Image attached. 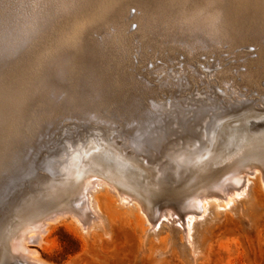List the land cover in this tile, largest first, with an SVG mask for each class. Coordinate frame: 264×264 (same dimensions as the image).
I'll list each match as a JSON object with an SVG mask.
<instances>
[{
	"label": "rangeland",
	"instance_id": "obj_1",
	"mask_svg": "<svg viewBox=\"0 0 264 264\" xmlns=\"http://www.w3.org/2000/svg\"><path fill=\"white\" fill-rule=\"evenodd\" d=\"M201 1L202 0H151L148 4L147 11L146 7L141 4H130L126 9V14L132 19H130L126 26L119 31L112 10L98 13L94 5L91 3L83 4L82 0H0V100L4 99L6 91L8 93L11 91L17 92V90H14V85H12L10 79L14 76V73L17 72L16 70L27 61L32 49L43 40L44 34L50 30V28L52 29V27L57 25L58 21L62 22V33H64V37H80L83 32L87 31L89 38L96 41L105 39L109 43L115 45L121 43L123 38L127 37V46L123 52L125 63L122 67V71L136 84V87L131 91V95L136 101L124 108L116 105H92L86 110H78L72 106L62 105L59 101L62 97L64 98L66 96L68 91L61 84L54 83L52 78L48 79L49 77L47 78V75H43L40 71L38 72L39 76H33L31 81L27 83V86L23 88V91L20 92V95L15 93L14 97H17H15L14 102L16 104L14 103L15 105L13 104L10 109L14 112L15 122L12 121L11 124H9L11 126L3 124L1 132L5 134L3 135L0 133V138L2 137L0 142H5V146L0 144V151L3 150L0 152V190L2 189L0 191V220L8 214L7 209H9V206L18 199L19 195L23 193L25 189L31 188L33 186L32 183L36 184L38 179L42 180L45 175H49L50 170L55 172L53 173L55 178L64 177L63 174L69 165L67 157L76 147L66 142L65 137L67 136L72 139L81 136V138H85L88 129L92 128L93 132L97 134L99 126L100 128L102 127V129L106 128L103 130L105 134L108 132L106 136H110L111 134L115 135L118 131L126 129V133L122 134H125L123 136L124 139H122V141H125L128 133L136 129V135L133 136L135 140L134 143L136 142L137 146H141L139 147L140 149L137 150H149L148 152L150 153L151 151L157 150L159 146H162L171 138V135L166 134L172 129L169 127H176L178 130L177 133L180 132V128L177 126L180 118H193L195 113H200L202 110L206 109L207 112L209 111L206 113L210 117L207 121L212 117H217L219 119L223 118L224 120H217L222 121L225 125L235 120L236 122L241 120L245 112L248 114L247 111L250 113L253 109L263 110L264 92H259L256 87L251 86L248 82H244L242 76V73L245 72L244 59L248 58L254 60L257 58L259 48L257 42L250 40L238 43L232 37L218 38L213 42L201 40H194L193 42V40L190 41L176 37L168 38L165 36H159L148 40L141 33L140 27L143 24V20L141 19L147 21L149 18L153 19L155 16L160 17L162 15L165 17H172L173 23H170L169 26L167 25L166 28L162 24H155L154 30L157 32L168 30L175 34L177 32H183V28L180 26L179 22H177L176 18L179 19L180 13L182 12H191L196 5L202 3ZM192 2H194V4ZM247 2H249V0H232V4L235 8H241L245 6ZM28 7L29 9H27ZM156 7L157 9H155ZM136 17H140V19ZM130 23L132 25H130ZM247 34L248 36L251 35L249 32ZM241 51L246 52V54L240 56ZM142 61H144V63H142ZM222 68H228L232 73V77L219 80L211 75V73L213 74L216 71H220ZM235 82L238 83L236 89H234ZM186 84H191L192 86L186 89ZM240 84L245 88L242 89L243 87H241ZM138 85L139 88L137 87ZM153 85L155 88H153ZM258 86L264 88V76H261L259 79ZM162 94L165 98L169 96V99H165ZM3 95L5 96L3 97ZM139 100H141V102H138ZM204 100L206 102H204ZM207 102L209 104H207ZM192 104L193 106L191 108ZM256 104L259 106H256ZM189 106L190 108H188ZM243 107L247 108L244 109ZM179 109L182 112H180ZM21 110L25 112V116L19 115V112L23 114ZM145 110L148 112L150 119L148 125L141 126L142 113ZM240 110H242L241 113ZM172 120H174V122ZM211 120L216 119L213 118ZM18 121L21 122L19 123ZM170 122L173 123L172 126H169L171 125ZM157 123L159 124L157 125ZM12 124L15 126L13 127L15 129L12 128ZM26 124L28 126H26ZM69 124L72 125L70 126ZM109 128L112 129V133L109 132ZM12 130L13 132L15 130V132L13 133ZM20 132H22L21 135L19 134ZM81 132L82 134H80ZM12 133L15 136H13ZM74 133L75 135H73ZM7 134H10V138ZM11 134L15 138H13ZM5 135H7L8 138H6L7 136ZM16 136L18 137L16 138ZM256 138H254L256 140H252V144L264 142V134ZM3 139L7 141H3ZM14 140L16 142L15 145L12 144L13 146H10V143H13ZM143 144L145 145L144 148H142ZM52 149H55V152ZM22 151L23 153L25 152V155H22ZM58 156L59 158L64 156L63 160L62 158L61 160L58 159ZM260 157L259 161L248 163L249 165H245L246 168L244 166L242 167L243 175L248 174L249 176L247 175L245 178L239 177L237 180L234 179V182H232L234 185L233 187H226L223 190L216 188L217 190L215 189V193L211 194L209 192L210 195L207 191L198 192V196L201 195L205 198H214L215 196L214 199L216 200L217 198V200L214 202L217 203L213 202V204L210 203L208 205L204 203L203 206H206L204 207V211L200 208V203H193V205H196H192V211H189V214L191 213L190 215L195 217L196 220L194 218H189V220L185 222L189 227L184 223V218H186V216L188 217L189 214L187 213L184 215L180 208H177L180 213L174 214L178 217H175L173 221H167L163 215H160L159 217L163 216L166 220V222H162L163 225L158 219L155 220V217L153 218L154 220L152 219V222L155 221L154 223L148 222L146 216L141 213L145 217L144 235L143 233L140 234L139 231L137 233V229L132 230L125 223H119L117 219L109 220V222L106 223L105 229L97 226L90 228V230L86 232L83 226L76 222L73 216L69 219L67 217H60V220L58 219V221L55 222L52 221L48 228V232L43 235L44 240L41 244H34L32 247L38 251L41 259L46 261L47 264H264V180H262L264 179V171H261L264 170L261 168H264V166H262L264 165V157ZM49 158H51V163L48 161ZM57 160L59 161L57 162ZM15 163H17V165ZM251 164L254 166L252 167ZM55 165L57 166L54 167ZM214 166L216 165L214 164ZM60 168L65 171H59L61 170ZM256 168L258 172H256V175H253V171L256 170ZM41 171H44L42 172L44 176L41 175ZM10 172L13 175L10 174ZM99 181L105 183L102 185V189L104 187L105 191L104 189L98 192L96 191V193H94L95 196H99L103 199V203H105L104 201H106L107 198H111L112 195H114L115 199L116 197L119 199L117 192L112 190L114 188L112 184L109 183L108 185V183H106L107 181L104 179ZM10 183L12 185H10ZM108 188L111 189L108 190L110 192L107 191ZM237 190L241 192L238 193ZM9 193L11 194L10 196ZM94 194L92 195L93 199H95ZM204 194L207 196H204ZM222 195L223 197L221 198H224L226 202L220 198ZM234 195L236 197H233ZM4 197L5 199H3ZM170 197H168V199L167 195H164L159 197L161 199L157 198V200L159 203L162 202L161 204H164L166 200H170ZM85 198L87 199V197ZM85 198L83 197L81 202H85ZM162 199L165 200L162 201ZM2 200H5V202ZM220 200L223 203H221ZM220 203L221 206H219ZM103 206H105V204H103ZM193 207H195V209ZM205 208H214L212 210L217 211L211 210L210 212L208 209V212ZM198 210H201V212ZM141 211L145 214L144 210ZM206 212H208L207 215ZM3 213L5 214L3 215ZM63 213L64 212H61V214ZM196 213H198V215ZM181 215L183 217H181ZM122 216L124 220L130 219V217L125 214ZM163 217H161V220ZM176 220H179V222L177 223ZM198 220L200 222H198ZM157 221L161 226H159V223L156 224ZM193 222H197V225L195 226ZM152 224L154 226H152ZM177 224H180V226ZM12 261L13 260L9 263L22 264L21 262L19 263V260L15 261L16 263Z\"/></svg>",
	"mask_w": 264,
	"mask_h": 264
},
{
	"label": "bare ground",
	"instance_id": "obj_2",
	"mask_svg": "<svg viewBox=\"0 0 264 264\" xmlns=\"http://www.w3.org/2000/svg\"><path fill=\"white\" fill-rule=\"evenodd\" d=\"M149 2H151V0H82L83 4L91 3L92 5H94V8L98 13L112 10L119 31H121L126 26L128 21L132 19L129 15L126 14L128 5L141 4L146 7L147 11ZM201 2L202 3L196 5V7L191 12H182L180 13V18H176L177 22H179L180 26L183 28V32H177L175 34L169 32L168 30L163 32H157L156 30H154L155 24H162L166 28L167 25L169 26L170 23H173L172 17L171 19L170 17H165L164 15L160 17L155 16V18L153 19L149 18L147 19V21L141 19L143 20V24L140 27V31L148 40L157 38L159 36H165L168 38L176 37L190 41L193 40V42L194 40L213 42L214 40L223 37H232L238 43L253 40L259 45L257 58L254 60L248 58L244 59L245 72L242 73V76L244 78V82H248L251 86L256 87L257 91L264 92V88L258 86L259 79L261 78V76H264V0H249V2H247V4L241 8H235L232 4V0H202ZM192 3L194 4V2ZM27 9H29V7ZM155 9H157V7ZM136 18L140 19V17ZM58 22L57 25L52 27V29L50 28V30H48L44 34L43 40L32 49L27 61L16 70L17 72H15L14 76H12V78L10 79L12 85H14V90H17V92L11 91L10 93H8L6 91V96L3 95V97L5 96L4 99L0 100V133H2L1 130L3 124L9 125L12 121L15 122L13 114L14 112L10 110L15 103V97H17H14V94L18 93L20 95V92L23 91V88H25L27 86V83L31 81V78L33 76H39V71L43 75H47L46 77H49L48 79L52 78L54 83L61 84L68 91L66 96L64 98L62 97L59 102L62 105L72 106L78 110H86L92 105H116L124 108L125 106H128L129 104H132L136 101L135 98L131 95V91L136 87V84L130 79L129 76H126L122 71V67L125 63L123 52L125 51L127 46V37H124L123 41H120L121 43L116 45L109 43L105 39L101 41L93 40L89 38L87 31L83 32L80 37H64V33H62V22ZM130 25L132 24L130 23ZM248 32L251 34L250 36H248ZM245 54L246 52L241 51L240 56ZM144 61H142V63H144ZM211 75L215 76L219 80L229 79L232 77V73L228 68H222L220 71H216L213 74L211 73ZM191 86V84H186L185 87L186 89H189ZM237 86L238 83L235 82L234 89H236ZM137 87L139 88V85ZM241 87L243 86L241 85ZM153 88H155L154 85ZM244 88L245 87H243L242 89ZM138 102H141V100H139ZM204 102L206 101L204 100ZM207 104L209 103L207 102ZM192 106L193 104L191 105V108ZM256 106L259 105L256 104ZM188 108H190V106ZM262 109L263 110L253 109V111H251L250 113L249 111H247L248 114H246L245 112V115L241 120L238 119L239 121L237 122L235 120L234 122L232 121L231 123H227L225 125L222 123V121H218L221 119L224 120L223 118L219 119L217 117H212L211 119L215 118L216 120H218L216 121L209 119V121H207L208 118H210L207 115L209 111L207 112L206 109H204L202 110V112H200L199 110L200 113H195L193 118L186 119L183 117L179 119V123L177 125L180 128L179 133H177L178 130L176 129V127L173 128V123L170 122L171 125L169 126L172 127L169 128L172 129H170L166 134L171 135V138L168 140L165 138L167 141L162 146H159L157 150L151 151L150 153L148 152L149 150H137L140 149L139 147L141 146H137L136 142L134 143L135 140L133 136L136 135V129H133L130 133H128L125 141H122V139H124L123 136L125 135L122 134L126 133V129L123 131H118L115 135L111 134L110 136H106L108 132L107 134L103 132V130H105L106 128L102 129V127L100 128L99 126L97 134L93 132L92 128L88 129L86 131L85 138H81L82 136L75 139L69 138V136L65 137L66 142H69L72 146L76 147L73 150L71 147L72 152L69 151L71 154L67 157V161L69 162L68 168H66L67 170L65 171L61 168V170H59L65 171V173L63 174L64 177L55 178L53 176V173L55 172L53 170H50V174L45 175L42 180H39L37 178V183H32L33 186L30 185L32 186L31 188H26L25 186V191L23 193L20 192L21 194L19 195L18 199L12 204L10 203L11 206H9V209H7L8 214L0 220V264H8L9 262L11 263V260H13L14 262L19 260V263L21 262L22 264H47L46 261L41 259L38 251L32 246H34V244H41V242L44 240L43 235L48 232V228L52 221H58L60 217H67L69 219L73 216L76 222L81 224L86 232H88L90 228L97 226L105 229L106 223L109 222V220L117 219L119 223H125L132 230L137 229V233L139 231V233L142 234L145 224V217L143 215L146 216L148 222H152V219L155 217L154 219H158L162 224L163 221L166 222L164 217L167 219V221H173L175 217H178L174 215L175 213H180L177 208H180L184 215L187 213L189 214V211H192L193 203L196 202L200 203V208L203 209L202 211H204V207L206 206H203V204H213V202L216 201L217 198L216 200L214 199L215 196L214 198H205L199 194L201 196L200 197L197 194L198 192L207 191L208 194L209 192L212 194L215 193L216 188H218L219 190H223L226 187H233L234 185L232 182H234V179L237 180L239 179V177L245 178V176L248 175H243V166L246 168V166L250 163L259 161L261 158L260 156L264 157V142L253 144L251 143L254 138L261 136V134H264V107H262ZM179 111L182 112L180 109ZM241 111L242 110H240V113ZM19 113V115L25 116L24 111L23 114L21 112ZM149 119L150 117L148 112L146 110L143 111L141 126L148 125ZM172 121L174 122V120ZM18 122L20 123L21 121ZM158 124L159 123H157V125ZM26 126L28 125L26 124ZM13 127L15 126L12 124V128ZM109 129V132L112 133V129ZM24 132L27 131L25 130ZM19 134L21 135L22 132H20ZM80 134H82V132ZM73 135H75V133ZM8 136L6 138H8ZM13 136L15 135L13 134ZM17 137L18 136H16V138ZM0 139L2 140V137ZM5 140L3 139V141ZM15 140L13 141V143H10V146L12 144L15 145ZM0 144L5 146V142H0ZM144 146L145 145L143 144L142 148H144ZM24 153L22 155H25ZM64 156H61L60 158L58 156V159L61 160L62 158L63 160ZM51 158H49L48 161H50ZM58 161L59 160H57V162ZM15 164L17 165V163ZM214 164L216 166H214ZM56 166L57 165H55L54 167ZM251 166L253 167L254 165L251 164ZM261 168L264 169L263 167ZM256 170L253 171V175L257 174L256 172H258V170ZM11 172L10 174H12ZM42 172L44 171L40 172L41 175L44 176V173ZM100 178L106 180L107 182H105L108 183V185L109 183L113 185L114 188L112 190L117 192V196H119V199L118 197H116L115 199L114 195H112L111 198H107L106 201H104L105 203H103V199H101L99 196H95L94 193H96V191H101L102 185L105 184L99 181L101 180ZM33 181L36 182L35 180ZM10 185L12 184L10 183ZM108 190L111 189L108 188L107 191ZM93 194L95 199L92 198ZM10 195L11 194L9 193V196ZM164 195H167V198L171 196L172 200L170 197L171 201L166 200V203L163 202L164 204H161L162 202L159 203L157 198L161 199L159 197ZM14 196L12 197L15 198ZM204 196L207 195L204 194ZM83 197H87V199L85 198V202H81ZM221 197H223V195L220 196V198ZM233 197L236 196L234 195ZM3 199H5V197ZM163 200L165 199H162V201ZM222 200L225 199L223 198ZM3 202H5V200ZM221 203L223 202L221 201ZM221 203L220 205H218L221 206ZM103 204H105V206H103ZM193 208L195 209V207ZM208 209L209 208H205V210L207 211ZM212 209L214 208L209 209L210 212ZM141 210H144L145 214ZM198 211L201 212V210ZM61 212L64 213L61 214ZM208 212H206V215ZM5 213H3V215ZM123 214L129 216L130 219L124 220V217L122 216ZM190 214L188 217L186 216V218H184V223L189 220V218H194L196 220V218L192 217ZM196 214L198 215V213ZM160 215L164 216H161L163 217L162 220L161 217H159ZM182 215L181 217H183ZM176 222L178 223L179 220H176ZM198 222L200 221L198 220ZM157 223L159 222L157 221L156 224ZM196 223L197 222H193L195 226L197 225ZM161 224L159 226H161ZM185 224L187 225V223ZM177 225L180 226V224ZM152 226L154 225L152 224Z\"/></svg>",
	"mask_w": 264,
	"mask_h": 264
}]
</instances>
